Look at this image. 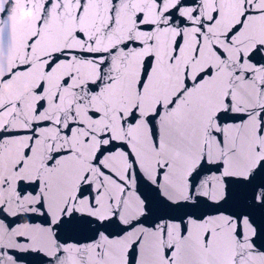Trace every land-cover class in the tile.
<instances>
[{"label": "snow or ice", "instance_id": "1", "mask_svg": "<svg viewBox=\"0 0 264 264\" xmlns=\"http://www.w3.org/2000/svg\"><path fill=\"white\" fill-rule=\"evenodd\" d=\"M0 264H264V0H0Z\"/></svg>", "mask_w": 264, "mask_h": 264}, {"label": "clouds", "instance_id": "2", "mask_svg": "<svg viewBox=\"0 0 264 264\" xmlns=\"http://www.w3.org/2000/svg\"><path fill=\"white\" fill-rule=\"evenodd\" d=\"M33 17V9L32 8H27V9H21L19 11V19L18 23H22L26 20H30Z\"/></svg>", "mask_w": 264, "mask_h": 264}, {"label": "water", "instance_id": "3", "mask_svg": "<svg viewBox=\"0 0 264 264\" xmlns=\"http://www.w3.org/2000/svg\"><path fill=\"white\" fill-rule=\"evenodd\" d=\"M18 2H19V0H18ZM27 8H31V7H24V8H21V9H27ZM21 9H20V10H21ZM20 10H19V11H20ZM18 15H19V14H18Z\"/></svg>", "mask_w": 264, "mask_h": 264}]
</instances>
